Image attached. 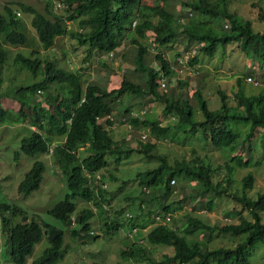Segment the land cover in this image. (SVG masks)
Masks as SVG:
<instances>
[{
  "label": "trees",
  "instance_id": "obj_1",
  "mask_svg": "<svg viewBox=\"0 0 264 264\" xmlns=\"http://www.w3.org/2000/svg\"><path fill=\"white\" fill-rule=\"evenodd\" d=\"M62 12L51 9L52 0H48L45 9L19 3L20 8L32 13L31 26L44 46L54 44L55 37L66 32V22L78 20L81 30L73 34L79 42L87 45V57L93 51L113 54L124 38H129L136 45L134 55L135 68L146 74L145 85L132 81L123 75L118 86L106 87L105 84L84 82L80 72L59 65L56 60L41 58L37 50L31 49L28 54L16 51L10 57V48L4 43L24 44L27 35L19 30V19L14 8L5 3L0 8V89L2 88V72L5 65L15 63L19 67L30 70L36 76L39 71L42 77L31 83L17 85L11 95L18 101V108L12 109L0 105V118L10 122H24L30 125V133L20 140V150L16 154L35 155L46 153L52 149L60 159L61 171L67 175L69 192L56 202L48 212L61 220L71 234L80 238L93 236L91 218L95 211L85 207L75 212L76 203L71 197L79 196L93 202L94 207L103 215L107 231H115L123 224V208L108 210L105 184H99L97 172L105 168L108 157L128 149H119L109 131L114 123L115 113H122L128 124L133 127H147L159 137L169 134L170 124L161 125L149 117L132 114V105L127 104L125 95H142L148 99L161 100L163 114L177 118L173 125H189L188 131H199L201 135L216 147L227 149L230 162L225 161L227 172L219 175L217 167H213L200 157L181 159L169 163L164 154L153 152L155 141H139L137 150L149 157L159 160L158 164L140 173L139 184L147 189L157 190L160 195V211L151 214V227L145 233V240L151 244H163L172 247L171 254H164L160 259L149 255V249L142 243L144 238L132 242L121 249V254L133 256L134 259L146 258L151 264H251V249L261 243L264 247V192L255 197L246 191L253 187L254 176L251 172L242 178V193L232 194L249 211L250 218L240 212L238 222L223 225L210 222L191 213L185 214V221L180 227L170 225L173 213L182 207L185 196L172 197V180L193 179L198 190L191 197L204 199L207 209L213 207L210 192L230 193L229 186L233 182V173L237 166H247L251 158L234 154L241 144L240 139H249L252 131L260 133L261 145L264 147V93L247 94L241 87L235 92L236 104L231 106L229 96L219 90L221 104L218 108H210L199 88L194 90L195 98L203 113L202 119L194 116L195 107L190 98L180 93L159 91L160 78L170 76L172 68L169 60L160 53L155 54L159 68L145 62L149 46L141 41L147 32L153 42L168 43L176 35L185 34L190 40L201 41L199 49L213 55L217 46L236 41L240 49L247 55L254 54L264 62V31L254 30L251 20L230 11L225 1L185 0L183 6L200 14L222 17L227 21L225 27L214 28L205 21H194L185 15L178 16L169 9L167 0H59ZM155 17V19H154ZM135 22L133 23V21ZM196 61L197 58L195 57ZM54 85V90L51 86ZM43 89V92L37 90ZM2 90V89H1ZM0 90V91H1ZM151 94L152 96H149ZM0 92V98L2 97ZM123 101V109L116 110V104ZM231 120L250 122V130L241 136V132L230 127ZM31 126L35 128H31ZM52 137L62 138L52 146ZM85 148V155L80 156V149ZM45 164L42 160L33 161L18 183L22 193H30L40 187ZM103 183V182H102ZM144 192L146 190H143ZM5 206V205H4ZM137 209L141 207L137 204ZM7 207V206H6ZM137 209H135L137 211ZM17 211L20 209L16 208ZM21 212V211H20ZM75 212V213H74ZM74 213V214H73ZM123 215V216H122ZM130 229L135 231L146 228L145 220H138V215L127 212ZM159 216V218L156 217ZM169 221H163L165 216ZM150 220V221H151ZM0 222L7 234L9 257L15 264H25L27 256L32 252L35 243L43 235L48 245L42 253L33 259L31 264H54L62 257L65 230L61 227L39 222L35 218L28 219L23 213L21 220L12 223L5 215ZM219 229L225 232H243L245 238L233 245L209 247L212 233ZM201 232V237L197 235ZM96 264V263H94Z\"/></svg>",
  "mask_w": 264,
  "mask_h": 264
},
{
  "label": "rangeland",
  "instance_id": "obj_2",
  "mask_svg": "<svg viewBox=\"0 0 264 264\" xmlns=\"http://www.w3.org/2000/svg\"><path fill=\"white\" fill-rule=\"evenodd\" d=\"M48 0H0V8L5 3L10 4L19 19V30L27 35L24 44H9L10 57L16 51L26 54L31 49L37 50L41 58L56 60V62L68 69L81 73L84 82H96L105 84L106 87L118 86L123 75L132 81L145 85L146 74L135 68L134 55L136 45L129 38H124L120 47L113 54L105 56L96 53L87 57V45L79 42L73 33L80 31L78 20L66 22V32L55 37L54 44L46 47L38 39L34 28L31 26L32 13L20 8L19 3H26L44 10ZM59 0H52L51 9L62 12L58 5ZM169 9L176 12L178 16L185 15L184 19L194 21H205L212 27H225L227 21L222 17L216 18L212 15L200 14L183 6L185 0H167ZM222 2V0H213ZM230 11H234L244 18L250 19L254 30L264 31V0H223ZM155 19V17H154ZM3 34L0 39L3 40ZM185 34L176 35L168 43L153 42L147 32L146 38L141 41L149 46L145 62L154 68H159L160 63L155 54L160 53L169 60L172 68L170 76H162L166 81L164 87L159 91L180 93L183 97L190 98L195 107V118L202 119L203 113L194 95V90L199 88L210 108H218L221 104L219 90L228 94V102L235 106V92L239 87L237 78H240L241 87L247 94L264 93V62H261L254 54L247 55L240 49L238 42L232 41L225 45H218L213 55H208L199 49L201 41L190 40ZM195 49V51H194ZM197 58L195 61L194 58ZM250 76V78H248ZM42 72L34 76L30 70L19 67L15 63L5 65L2 72V97L0 105L12 109L18 108V101L11 95L12 90L20 84L31 83L39 80ZM54 90V85L51 86ZM43 92V89L37 90ZM128 97L127 104L132 105V114L140 117H149L158 121L161 125L170 124L171 128L167 137L156 136L147 127H133L128 124L122 113H115L114 123L108 127L109 131L119 149H128L129 152L121 151L109 156L108 165L97 172L99 184H105L107 202L104 207L108 210L123 208V224L115 231H107L105 218L95 209L90 200L82 197H71L76 203L75 212L82 208L90 207L95 211L91 218V231L93 236L80 238L66 229L65 224L48 212L56 202L63 199L69 192L67 187V175L61 171L60 159L52 149L46 153L27 155L16 154L20 150V140L30 133V125L24 122H10L0 118V216L5 215L10 222L16 223L21 220L23 213L28 219L35 218L39 222H46L65 230L64 247L62 257L54 264H151L146 258L134 259L133 256L121 254V249L128 247L132 242L144 238L142 243L149 249V255L160 259L164 254H171L172 247L163 244H151L145 240V233L152 225L151 214L160 211V195L157 190L147 189L139 184L140 173L147 168L158 164L159 160L139 152V141H155L153 152L164 154L169 163H174L183 158L192 159L200 157L217 167L219 175H224L227 170L225 161L230 162L227 149L213 146L205 139L199 131H188L189 125H173L177 119L173 115L163 114L164 103L157 99L146 100L147 95H125ZM149 96H152L149 94ZM116 104L117 109H123V101ZM230 127L241 132V136L250 130V122L231 120ZM31 128H35L31 126ZM53 145L62 138L52 137ZM242 141L234 150L244 158L250 157L251 163L247 166H237L233 173V182L229 186L230 193H209L213 207L207 209L204 199L200 196L191 198L198 190L197 182L193 179H176L171 181L172 194L164 198L168 201L172 197L185 196L182 207L173 213L170 225L180 227L185 221V214L191 213L203 218L211 224L223 225L240 220V212L243 216L250 218L249 211L243 204L237 201L232 194L242 193V178L251 172L254 176L253 187L246 193L255 197L264 192V147L261 145L260 133L252 131L249 139ZM85 148L80 149V156L85 155ZM42 160L45 164L40 187L30 193H22L18 189V183L25 172L31 167L33 161ZM103 182V183H102ZM143 190H146L145 192ZM137 204L141 207L137 209ZM5 205V206H4ZM7 206V207H6ZM16 208L20 209L17 211ZM137 209V211L135 210ZM151 210V214L149 213ZM74 212V213H75ZM138 215V220L146 221V228L138 231L130 229L127 215ZM73 213V214H74ZM264 219V212L262 213ZM151 220V221H150ZM169 221L168 218H166ZM243 232H225L216 229L211 239L206 242L209 247L218 245H233L245 238ZM201 237V232L197 235ZM45 235L35 243L32 252L27 256L25 264H31L33 259L39 256L48 245ZM251 264H264V247L257 243L250 253ZM0 264H15L9 257L7 246V234L0 222Z\"/></svg>",
  "mask_w": 264,
  "mask_h": 264
},
{
  "label": "built area",
  "instance_id": "obj_3",
  "mask_svg": "<svg viewBox=\"0 0 264 264\" xmlns=\"http://www.w3.org/2000/svg\"><path fill=\"white\" fill-rule=\"evenodd\" d=\"M58 5H60V4H58ZM134 22H135V20L133 21V23ZM194 51H195V49H194ZM248 78H250V76ZM165 85H166V81H165L164 77H161L160 78V86L164 87ZM172 181H174V180H172ZM156 217L159 218L158 215H156ZM166 218L170 219V216L166 215L164 220H163L164 222L167 221ZM135 230H136V228H133V231H135Z\"/></svg>",
  "mask_w": 264,
  "mask_h": 264
}]
</instances>
